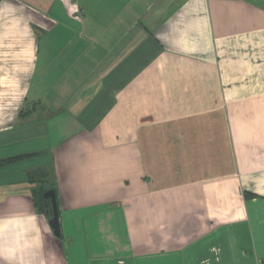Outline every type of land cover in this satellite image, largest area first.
I'll use <instances>...</instances> for the list:
<instances>
[{
  "label": "crops",
  "instance_id": "obj_1",
  "mask_svg": "<svg viewBox=\"0 0 264 264\" xmlns=\"http://www.w3.org/2000/svg\"><path fill=\"white\" fill-rule=\"evenodd\" d=\"M26 155L0 264H264V0H0V160Z\"/></svg>",
  "mask_w": 264,
  "mask_h": 264
},
{
  "label": "water",
  "instance_id": "obj_2",
  "mask_svg": "<svg viewBox=\"0 0 264 264\" xmlns=\"http://www.w3.org/2000/svg\"><path fill=\"white\" fill-rule=\"evenodd\" d=\"M44 200L45 215L48 219V225L56 237H60L59 216L56 205L55 193L53 190L45 191L42 195ZM48 205L50 209H48Z\"/></svg>",
  "mask_w": 264,
  "mask_h": 264
},
{
  "label": "trees",
  "instance_id": "obj_3",
  "mask_svg": "<svg viewBox=\"0 0 264 264\" xmlns=\"http://www.w3.org/2000/svg\"><path fill=\"white\" fill-rule=\"evenodd\" d=\"M32 155H26V156H20V157H13V158H8V159H4V160H0V167L5 166V165H10L15 163L18 160H22L28 157H31ZM47 190H53V188H49ZM47 190H38V191H33V203H34V207L40 212V213H44L45 214V208H44V200L42 198V195L45 191ZM55 193V191H54ZM48 209H50L49 205H48Z\"/></svg>",
  "mask_w": 264,
  "mask_h": 264
}]
</instances>
